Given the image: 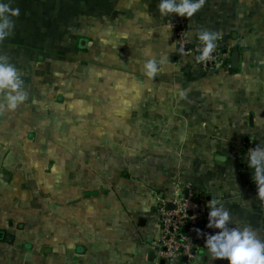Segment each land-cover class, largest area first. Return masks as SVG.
Segmentation results:
<instances>
[{
	"label": "crops",
	"instance_id": "obj_1",
	"mask_svg": "<svg viewBox=\"0 0 264 264\" xmlns=\"http://www.w3.org/2000/svg\"><path fill=\"white\" fill-rule=\"evenodd\" d=\"M4 2L19 15L0 56L26 99L0 110V264H154L158 199L184 181L264 240L244 150L264 147V0H204L191 17L160 0ZM173 20L218 33L230 67L182 58Z\"/></svg>",
	"mask_w": 264,
	"mask_h": 264
},
{
	"label": "clouds",
	"instance_id": "obj_2",
	"mask_svg": "<svg viewBox=\"0 0 264 264\" xmlns=\"http://www.w3.org/2000/svg\"><path fill=\"white\" fill-rule=\"evenodd\" d=\"M204 4V0H160L158 8L161 14L176 13L179 16L191 17ZM19 15L18 8H10L8 3L0 0V40L11 34V16ZM197 38L202 45L196 60L206 61L216 47L218 33L201 29ZM148 55V52H145ZM144 73L152 78L158 71L155 59H147L143 65ZM120 85L118 84L117 87ZM22 80L15 67L8 62L6 56H0V110H14L26 99L20 90ZM248 166L255 170L254 181L257 185V196L264 201V147L257 146L248 155ZM207 228L219 229L215 233H204V246L212 260L226 259L228 264H264V240L249 225L232 224V217L218 200H211L207 205Z\"/></svg>",
	"mask_w": 264,
	"mask_h": 264
},
{
	"label": "built area",
	"instance_id": "obj_3",
	"mask_svg": "<svg viewBox=\"0 0 264 264\" xmlns=\"http://www.w3.org/2000/svg\"><path fill=\"white\" fill-rule=\"evenodd\" d=\"M170 27L174 32L179 54L182 58L199 55L202 47L197 32L182 20H173ZM216 43V42H215ZM202 72H210L216 68L230 67L226 52L216 43V47L210 57L204 61L196 60ZM255 148L245 146L246 169L250 178L254 181L255 170L248 166V155ZM255 182V181H254ZM193 181L177 182L171 192L158 199L155 217L158 222V237L154 241V264L160 260L165 263L184 260L183 264H192L198 256L206 253L204 246V233H215L212 228H207V216L205 209L213 199L207 195Z\"/></svg>",
	"mask_w": 264,
	"mask_h": 264
},
{
	"label": "water",
	"instance_id": "obj_4",
	"mask_svg": "<svg viewBox=\"0 0 264 264\" xmlns=\"http://www.w3.org/2000/svg\"><path fill=\"white\" fill-rule=\"evenodd\" d=\"M237 62H238V53L236 51L232 52L231 54V66L233 68H236L237 67ZM245 180H247V178H245ZM208 208L205 209V214L206 216H208ZM152 255V253L150 252V256ZM182 260H184V258H182ZM163 261V260H162ZM161 261V264L163 263Z\"/></svg>",
	"mask_w": 264,
	"mask_h": 264
},
{
	"label": "rangeland",
	"instance_id": "obj_5",
	"mask_svg": "<svg viewBox=\"0 0 264 264\" xmlns=\"http://www.w3.org/2000/svg\"><path fill=\"white\" fill-rule=\"evenodd\" d=\"M0 157H1V153H0Z\"/></svg>",
	"mask_w": 264,
	"mask_h": 264
},
{
	"label": "trees",
	"instance_id": "obj_6",
	"mask_svg": "<svg viewBox=\"0 0 264 264\" xmlns=\"http://www.w3.org/2000/svg\"><path fill=\"white\" fill-rule=\"evenodd\" d=\"M221 47V46H220Z\"/></svg>",
	"mask_w": 264,
	"mask_h": 264
}]
</instances>
